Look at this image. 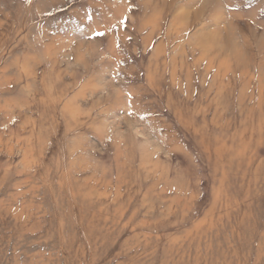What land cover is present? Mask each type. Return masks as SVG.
I'll use <instances>...</instances> for the list:
<instances>
[{"label": "rangeland", "instance_id": "1", "mask_svg": "<svg viewBox=\"0 0 264 264\" xmlns=\"http://www.w3.org/2000/svg\"><path fill=\"white\" fill-rule=\"evenodd\" d=\"M0 264H264V0H0Z\"/></svg>", "mask_w": 264, "mask_h": 264}, {"label": "bare ground", "instance_id": "2", "mask_svg": "<svg viewBox=\"0 0 264 264\" xmlns=\"http://www.w3.org/2000/svg\"><path fill=\"white\" fill-rule=\"evenodd\" d=\"M206 38L209 40L210 39V41H209V43H208V45H206L205 43H204V41H202L201 40V45H202V48H204V49H206V48H208L207 46H209L210 44V46H212V47H209V49H212L214 46H215V43H216V37H215V35H213V36H211L210 35V37H205V40H206ZM211 38H213L212 40H211ZM215 38V39H214ZM214 43V44H213ZM208 49V50H209ZM207 50V49H206Z\"/></svg>", "mask_w": 264, "mask_h": 264}]
</instances>
